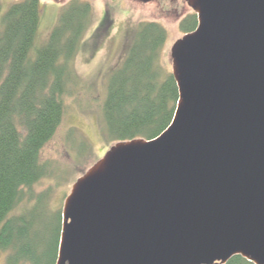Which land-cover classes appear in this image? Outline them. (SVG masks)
I'll return each instance as SVG.
<instances>
[{"label":"water","instance_id":"1","mask_svg":"<svg viewBox=\"0 0 264 264\" xmlns=\"http://www.w3.org/2000/svg\"><path fill=\"white\" fill-rule=\"evenodd\" d=\"M185 2L171 122L77 177L55 264H264V0Z\"/></svg>","mask_w":264,"mask_h":264},{"label":"trees","instance_id":"2","mask_svg":"<svg viewBox=\"0 0 264 264\" xmlns=\"http://www.w3.org/2000/svg\"><path fill=\"white\" fill-rule=\"evenodd\" d=\"M39 0L10 4L0 19V254L2 264H55L61 228L59 209L46 217L45 195L29 188L46 174L40 150L54 134L63 113L62 96L73 78L70 63L83 45L109 31L103 16L91 37L87 0H69L45 42L32 52L39 19ZM194 12L180 31L196 28ZM118 66L109 73L102 104L103 132L111 142L152 139L171 122L178 89L160 65L166 30L155 21L130 32ZM29 192H25L24 189ZM23 200L32 201L12 214ZM41 211L40 216L38 212ZM226 264H253L236 255Z\"/></svg>","mask_w":264,"mask_h":264},{"label":"rangeland","instance_id":"3","mask_svg":"<svg viewBox=\"0 0 264 264\" xmlns=\"http://www.w3.org/2000/svg\"><path fill=\"white\" fill-rule=\"evenodd\" d=\"M20 0H0V19L10 4ZM69 0L53 2L39 0V19L32 52L45 42L55 25L63 6ZM91 6L92 20L85 38H88L103 16H110V23L97 42L84 44L70 63L73 78L62 96L63 113L61 121L40 150V161L46 167V174L30 188L32 197L45 195L46 210L50 215L62 206L77 177L86 170L107 149L114 144L103 132L102 104L106 95L109 73L118 66L125 53L131 31L142 22L155 21L166 30V40L159 54L160 65L172 72L171 46L182 38L179 23L193 11L185 0H87ZM1 27V26H0ZM91 37V36H90ZM28 189H24L27 193ZM32 201L23 200L12 214L21 212ZM41 211L38 212L40 216ZM62 221V218H61ZM4 254H0V262ZM2 264V263H0Z\"/></svg>","mask_w":264,"mask_h":264}]
</instances>
